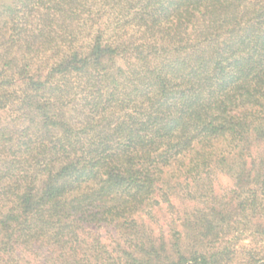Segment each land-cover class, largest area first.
Listing matches in <instances>:
<instances>
[{"label":"trees","instance_id":"trees-1","mask_svg":"<svg viewBox=\"0 0 264 264\" xmlns=\"http://www.w3.org/2000/svg\"><path fill=\"white\" fill-rule=\"evenodd\" d=\"M0 264H264V0H0Z\"/></svg>","mask_w":264,"mask_h":264},{"label":"rangeland","instance_id":"rangeland-1","mask_svg":"<svg viewBox=\"0 0 264 264\" xmlns=\"http://www.w3.org/2000/svg\"><path fill=\"white\" fill-rule=\"evenodd\" d=\"M219 178H220L219 182L221 184V187L226 186L227 185V179L224 176H220Z\"/></svg>","mask_w":264,"mask_h":264}]
</instances>
